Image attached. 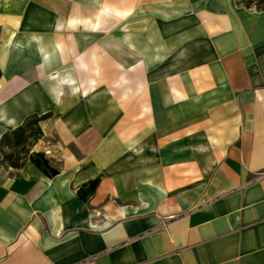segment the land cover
Returning a JSON list of instances; mask_svg holds the SVG:
<instances>
[{
  "label": "crops",
  "instance_id": "crops-1",
  "mask_svg": "<svg viewBox=\"0 0 264 264\" xmlns=\"http://www.w3.org/2000/svg\"><path fill=\"white\" fill-rule=\"evenodd\" d=\"M45 114L0 264H264V0H0V140Z\"/></svg>",
  "mask_w": 264,
  "mask_h": 264
},
{
  "label": "trees",
  "instance_id": "trees-1",
  "mask_svg": "<svg viewBox=\"0 0 264 264\" xmlns=\"http://www.w3.org/2000/svg\"><path fill=\"white\" fill-rule=\"evenodd\" d=\"M262 1L263 0H256L257 3H261ZM47 116L48 114L40 117L32 115L24 122L23 125L5 133L2 136L0 146L4 154L3 159L9 161L10 166L14 168L22 166L23 159L26 156L28 147L32 144V141H36L43 136V133L38 126V122ZM4 144H12V147L18 148L15 155L5 153L3 151Z\"/></svg>",
  "mask_w": 264,
  "mask_h": 264
},
{
  "label": "rangeland",
  "instance_id": "rangeland-1",
  "mask_svg": "<svg viewBox=\"0 0 264 264\" xmlns=\"http://www.w3.org/2000/svg\"><path fill=\"white\" fill-rule=\"evenodd\" d=\"M121 32L123 33V32H127V31H125V30H121ZM128 32H131V31H128ZM112 33V31L110 30V31H106V36H111L110 34ZM134 33H135V35H138V33H139V30H137V31H134ZM169 64V70H168V67H167V65ZM170 63H166V67H164V68H166V71H168V73H170L171 72V68H170ZM185 80H187V79H190V78H188V77H185L184 78ZM183 79V80H184ZM61 80H63V78H61ZM182 80V81H183ZM192 81V80H191ZM193 83V82H192ZM185 85H186V87L187 88H189V87H191L192 85L190 84V82H185ZM207 97V96H206ZM212 99H208V100H206L204 103H203V106H202V108L203 109H207L208 111H209V108L211 107V104H212ZM207 110L206 111H202V114H205V113H207ZM195 111V110H194ZM201 118H204V117H201Z\"/></svg>",
  "mask_w": 264,
  "mask_h": 264
}]
</instances>
